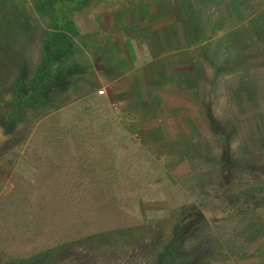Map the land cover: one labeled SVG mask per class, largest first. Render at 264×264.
<instances>
[{
	"label": "rangeland",
	"instance_id": "374dc122",
	"mask_svg": "<svg viewBox=\"0 0 264 264\" xmlns=\"http://www.w3.org/2000/svg\"><path fill=\"white\" fill-rule=\"evenodd\" d=\"M52 1L0 0V264H264V0Z\"/></svg>",
	"mask_w": 264,
	"mask_h": 264
},
{
	"label": "trees",
	"instance_id": "16d2710c",
	"mask_svg": "<svg viewBox=\"0 0 264 264\" xmlns=\"http://www.w3.org/2000/svg\"><path fill=\"white\" fill-rule=\"evenodd\" d=\"M89 1L90 0H67L66 5L70 9L79 8V7L85 6ZM61 3L62 2L60 0H54V1H52V3L43 2V3L39 4L40 10H45V11L52 10L53 18H54V21L56 23L54 25L57 26L58 28L61 27V24H60V14L61 13H59L60 11L58 10V7L60 8ZM54 21H53V23H54ZM60 37H61V33L59 31L50 32V34L48 35L47 38H45L44 41L48 43L50 40L54 41ZM52 57H53L52 52H49V51L45 52V63H43V65L41 67H39V69H38V72H37L38 74L35 77L36 80H35V84L33 83V88L31 90L26 91L24 89V86L21 85L19 96L17 95L16 97H14L12 99V106L13 107L16 105L17 107L21 108L27 103L31 104V105H35L37 103H40L43 99L46 98V95H48L46 92V86L48 85L49 81H51L52 77H51V74L49 72L45 71V69L48 68L50 65V63L47 60L51 59ZM56 57H58V55ZM64 73H65L64 69H62V68L59 69L57 75L55 76L56 81L58 83H61L63 81L62 76L64 75ZM22 82H23V80H22ZM188 227L190 229L192 228V226L191 227L188 226ZM176 242H179V240H177ZM173 249H174V247H172L171 255L167 256V259H166L167 262H168V260L176 259L177 257H180V255H181V253H179V252H174ZM200 251L201 250L197 251V252H199V253H197L194 248L192 250H189V253L192 254V256L187 257L188 263L189 262L196 263L200 259H203L204 255L206 253L204 250L202 252H200ZM178 259L183 261L181 257Z\"/></svg>",
	"mask_w": 264,
	"mask_h": 264
}]
</instances>
